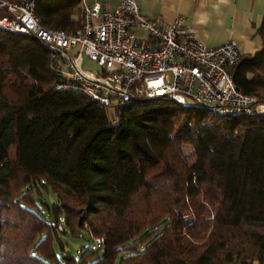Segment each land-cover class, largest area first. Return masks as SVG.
Segmentation results:
<instances>
[{
	"label": "trees",
	"instance_id": "16d2710c",
	"mask_svg": "<svg viewBox=\"0 0 264 264\" xmlns=\"http://www.w3.org/2000/svg\"><path fill=\"white\" fill-rule=\"evenodd\" d=\"M49 1L41 24L68 31V14L47 24ZM257 35L232 74L264 99V13ZM67 82L44 44L0 29V264H264V114L144 98L109 109ZM60 222L102 248L77 260Z\"/></svg>",
	"mask_w": 264,
	"mask_h": 264
},
{
	"label": "built area",
	"instance_id": "2783aa9c",
	"mask_svg": "<svg viewBox=\"0 0 264 264\" xmlns=\"http://www.w3.org/2000/svg\"><path fill=\"white\" fill-rule=\"evenodd\" d=\"M37 1L0 0V29L44 44L68 81L62 88L79 90L109 109L144 98L205 106L219 117L264 114L263 98L235 86L232 69L244 56L236 41L218 47L191 37L180 41L183 17L161 27L136 0H121L114 10L84 3L79 28L51 29L39 21ZM136 31L145 33L148 43ZM85 61L97 70H86ZM62 227L58 223L57 231ZM92 239L102 248L103 238Z\"/></svg>",
	"mask_w": 264,
	"mask_h": 264
},
{
	"label": "crops",
	"instance_id": "0c3cea01",
	"mask_svg": "<svg viewBox=\"0 0 264 264\" xmlns=\"http://www.w3.org/2000/svg\"><path fill=\"white\" fill-rule=\"evenodd\" d=\"M141 12L157 21L161 27H167L178 17L184 21L180 27V41L191 37L209 47H218L230 41H236L244 55H253L263 47L257 35L263 13L264 0H136ZM47 2V1H46ZM100 3L105 10H114L121 0H80L68 3L64 0L49 1L47 24L53 26L61 23L59 17L68 14L65 28L74 31L82 24L83 4ZM69 5L71 8L69 9ZM60 6V7H58ZM68 8V10L66 9ZM68 11V12H67ZM38 16V15H37ZM40 21V17H38ZM41 23V22H40ZM139 40L148 43L145 33L136 31ZM86 70L95 64L86 62ZM253 264H261L258 261Z\"/></svg>",
	"mask_w": 264,
	"mask_h": 264
},
{
	"label": "rangeland",
	"instance_id": "374dc122",
	"mask_svg": "<svg viewBox=\"0 0 264 264\" xmlns=\"http://www.w3.org/2000/svg\"><path fill=\"white\" fill-rule=\"evenodd\" d=\"M85 67L87 69L88 66L85 65ZM90 69L94 70V67H90ZM46 196H47V200L50 203H52L54 199L53 195L49 193V194H46ZM62 228H63L62 230H58L57 232L60 233V237L62 239V244H63V249L65 252L73 254L77 260H79L82 254H84V252L88 250V249H83L84 244L89 243L92 245L93 249H95V242L91 238L93 236H91V234L87 231L86 228L84 230H79L76 235L71 234L68 230H66V234H64L63 232L64 225ZM55 249L58 254L61 253L58 243H55ZM102 254H103V251L100 252L99 256H102Z\"/></svg>",
	"mask_w": 264,
	"mask_h": 264
},
{
	"label": "water",
	"instance_id": "95a60500",
	"mask_svg": "<svg viewBox=\"0 0 264 264\" xmlns=\"http://www.w3.org/2000/svg\"><path fill=\"white\" fill-rule=\"evenodd\" d=\"M89 246H90V245L87 243V244H84L83 248H84V249H87V248H89Z\"/></svg>",
	"mask_w": 264,
	"mask_h": 264
}]
</instances>
